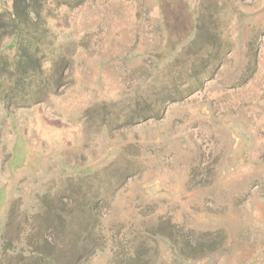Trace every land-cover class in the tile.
I'll return each mask as SVG.
<instances>
[{"label": "rangeland", "instance_id": "obj_1", "mask_svg": "<svg viewBox=\"0 0 264 264\" xmlns=\"http://www.w3.org/2000/svg\"><path fill=\"white\" fill-rule=\"evenodd\" d=\"M46 14L69 77L0 105V264H264V0Z\"/></svg>", "mask_w": 264, "mask_h": 264}, {"label": "trees", "instance_id": "obj_2", "mask_svg": "<svg viewBox=\"0 0 264 264\" xmlns=\"http://www.w3.org/2000/svg\"><path fill=\"white\" fill-rule=\"evenodd\" d=\"M1 1L6 3L4 11L0 10V40H10L15 54L10 63L0 54V105L6 111L38 105L65 86L71 62L67 45L60 43L50 28L48 0ZM45 224V230H56L54 221ZM99 237L97 231L91 237H81V243L88 239L89 256L101 252ZM42 260L59 264L48 254Z\"/></svg>", "mask_w": 264, "mask_h": 264}]
</instances>
